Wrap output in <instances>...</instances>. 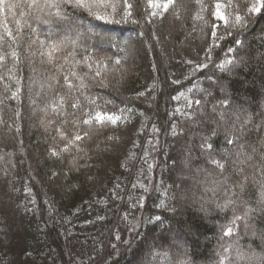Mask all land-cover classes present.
<instances>
[{
  "label": "trees",
  "instance_id": "trees-1",
  "mask_svg": "<svg viewBox=\"0 0 264 264\" xmlns=\"http://www.w3.org/2000/svg\"><path fill=\"white\" fill-rule=\"evenodd\" d=\"M45 1L0 0V264H264V0Z\"/></svg>",
  "mask_w": 264,
  "mask_h": 264
},
{
  "label": "rangeland",
  "instance_id": "rangeland-1",
  "mask_svg": "<svg viewBox=\"0 0 264 264\" xmlns=\"http://www.w3.org/2000/svg\"><path fill=\"white\" fill-rule=\"evenodd\" d=\"M47 3H48V0L45 1V5H47ZM43 8H44V6H42L40 10L42 11V14H45L46 11H44L45 8L44 9ZM47 22H49V21L46 20V23H44V27L40 26L39 29H41L42 32H45V33L46 32H51L53 34L60 33L61 29L56 25V23L53 22V23H50L51 24L50 25ZM51 28H53V29H51ZM69 33H71V35L72 34H76V37H78V38L79 37L83 38L82 34L83 33L84 34L88 33L89 37H87L86 40L94 42V43L102 42L103 45H112V47H116L118 50H122L123 47H124V44H126V43H127V45L129 44L128 38L126 40V35L121 33V32H119V31L118 32H114L112 34V33H109V31H105L104 28H98L96 26H92L91 24H87V23L81 22V21L78 22L77 28L76 29L75 28L74 29L71 28ZM131 33H132V31H131ZM63 36L64 37H62V38H64L65 41H67V39L71 38V36H65V35H63ZM131 36H132V34H131ZM76 37H75V39H76ZM107 38H110V39L107 41ZM133 55H134L133 52L132 53L128 52L126 54H123V57H128V56H133ZM44 72H45L44 70L41 71L39 73V75L42 76V77H45L46 75H45ZM29 86H30V92H31L29 98L35 104V108H37V110L32 109V111H33L32 114L33 115H37V114L39 115L38 109H39L40 105L42 104V103H40V101L43 99V97L45 96V94L47 92L48 93L54 92L55 88L57 87V83L56 82L53 83V81H52V84H51L47 80V83H45L44 86L42 85V87H40L42 89L39 92V95H36V98H39L38 99L39 101H37V100L35 101V100L32 99V97L34 98V96L32 95V87H34L36 85L33 86L31 84ZM52 106L50 105V106H48V108H52ZM61 107L64 108L63 107V103H61ZM77 107H78V102H74L73 108H77ZM40 108H42V107H40Z\"/></svg>",
  "mask_w": 264,
  "mask_h": 264
},
{
  "label": "snow or ice",
  "instance_id": "snow-or-ice-1",
  "mask_svg": "<svg viewBox=\"0 0 264 264\" xmlns=\"http://www.w3.org/2000/svg\"><path fill=\"white\" fill-rule=\"evenodd\" d=\"M150 2H151V0H150ZM77 6H82V5L77 4ZM129 7H130V5H129ZM256 10L258 11L259 9H256ZM103 18H104V17H100V19H103ZM221 118H223V117H221ZM77 138L79 139V137H77ZM226 139H227V137H226ZM227 142H228V143H231L232 141H231V139H228ZM208 147H211V146L209 145ZM214 163L219 164V162H216V161H214ZM220 166L222 167V165H220ZM228 234H231V229L228 230Z\"/></svg>",
  "mask_w": 264,
  "mask_h": 264
}]
</instances>
